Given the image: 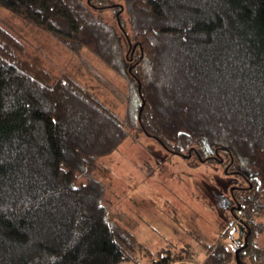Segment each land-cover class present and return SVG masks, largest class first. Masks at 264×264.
<instances>
[{
  "label": "trees",
  "instance_id": "1",
  "mask_svg": "<svg viewBox=\"0 0 264 264\" xmlns=\"http://www.w3.org/2000/svg\"><path fill=\"white\" fill-rule=\"evenodd\" d=\"M0 5L127 73L132 91L121 118L94 87L55 75L0 23V264H168L199 250L202 264H264V0ZM104 7L122 30L97 16ZM125 120L195 166L237 173L243 245L207 241L195 228L199 248L154 250L110 219L106 184L92 172L127 137Z\"/></svg>",
  "mask_w": 264,
  "mask_h": 264
},
{
  "label": "rangeland",
  "instance_id": "2",
  "mask_svg": "<svg viewBox=\"0 0 264 264\" xmlns=\"http://www.w3.org/2000/svg\"><path fill=\"white\" fill-rule=\"evenodd\" d=\"M123 1L116 0L120 5ZM95 13L117 31L122 30L113 7ZM123 15L127 18L126 12ZM0 23L55 75L67 73L81 84L94 87L110 108L121 118L126 117L132 92L127 73L116 71L88 49L80 54L73 52L52 34L1 5ZM125 27L131 31L128 24ZM125 123L127 137L117 149L102 156L99 168L92 172L106 184L110 219L131 229L154 250L184 242L199 248L189 232L195 228L207 241L223 239L234 248L243 245L247 229L230 207L237 173L214 162L195 166L146 133L137 121ZM204 253L199 250L179 264H202Z\"/></svg>",
  "mask_w": 264,
  "mask_h": 264
},
{
  "label": "flooded vegetation",
  "instance_id": "3",
  "mask_svg": "<svg viewBox=\"0 0 264 264\" xmlns=\"http://www.w3.org/2000/svg\"><path fill=\"white\" fill-rule=\"evenodd\" d=\"M233 200H234V198H233ZM230 207H232V213H233V215H235V217H236L239 221H241V220H240L241 217H240L237 213H235V210H236V208H237V205H236L235 201L231 204Z\"/></svg>",
  "mask_w": 264,
  "mask_h": 264
},
{
  "label": "built area",
  "instance_id": "4",
  "mask_svg": "<svg viewBox=\"0 0 264 264\" xmlns=\"http://www.w3.org/2000/svg\"><path fill=\"white\" fill-rule=\"evenodd\" d=\"M168 264H179V260H176V261H173V262H170Z\"/></svg>",
  "mask_w": 264,
  "mask_h": 264
},
{
  "label": "water",
  "instance_id": "5",
  "mask_svg": "<svg viewBox=\"0 0 264 264\" xmlns=\"http://www.w3.org/2000/svg\"><path fill=\"white\" fill-rule=\"evenodd\" d=\"M119 23H120V25H121V22H120V20H119ZM237 207H240V206H237ZM247 237V236H246ZM245 240H246V238H245ZM237 256H238V251H237Z\"/></svg>",
  "mask_w": 264,
  "mask_h": 264
}]
</instances>
